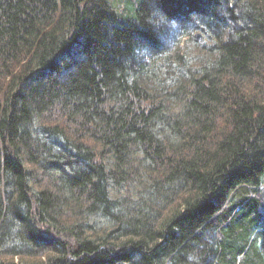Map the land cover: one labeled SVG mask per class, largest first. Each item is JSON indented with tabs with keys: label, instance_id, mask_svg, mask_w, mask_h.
Here are the masks:
<instances>
[{
	"label": "trees",
	"instance_id": "obj_1",
	"mask_svg": "<svg viewBox=\"0 0 264 264\" xmlns=\"http://www.w3.org/2000/svg\"><path fill=\"white\" fill-rule=\"evenodd\" d=\"M0 264H264V0H0Z\"/></svg>",
	"mask_w": 264,
	"mask_h": 264
},
{
	"label": "bare ground",
	"instance_id": "obj_2",
	"mask_svg": "<svg viewBox=\"0 0 264 264\" xmlns=\"http://www.w3.org/2000/svg\"><path fill=\"white\" fill-rule=\"evenodd\" d=\"M171 14V13H170ZM165 15V14H164ZM185 14L182 12V11H178V12H175V16L174 18H177L176 16H178L180 19H178L177 21H181L182 19H184V16ZM166 16V15H165Z\"/></svg>",
	"mask_w": 264,
	"mask_h": 264
},
{
	"label": "rangeland",
	"instance_id": "obj_3",
	"mask_svg": "<svg viewBox=\"0 0 264 264\" xmlns=\"http://www.w3.org/2000/svg\"><path fill=\"white\" fill-rule=\"evenodd\" d=\"M154 8V7H153Z\"/></svg>",
	"mask_w": 264,
	"mask_h": 264
}]
</instances>
